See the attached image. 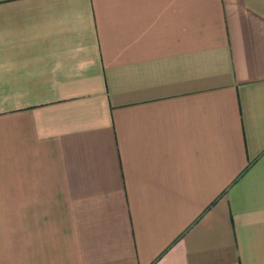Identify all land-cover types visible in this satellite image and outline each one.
I'll use <instances>...</instances> for the list:
<instances>
[{"label":"crops","instance_id":"0c3cea01","mask_svg":"<svg viewBox=\"0 0 264 264\" xmlns=\"http://www.w3.org/2000/svg\"><path fill=\"white\" fill-rule=\"evenodd\" d=\"M0 264H264V0H0Z\"/></svg>","mask_w":264,"mask_h":264}]
</instances>
